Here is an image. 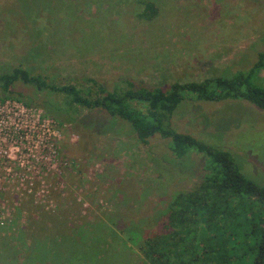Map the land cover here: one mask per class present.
<instances>
[{
	"label": "rangeland",
	"instance_id": "374dc122",
	"mask_svg": "<svg viewBox=\"0 0 264 264\" xmlns=\"http://www.w3.org/2000/svg\"><path fill=\"white\" fill-rule=\"evenodd\" d=\"M141 1L0 0V74L20 67L55 85L166 88L246 71L264 51V0H145L151 17ZM256 80L264 84V69ZM0 102L21 113L23 137L6 136L15 159L14 176L0 177V264H146L136 244L176 192L197 186L203 159L176 158L158 135L145 146L122 119L32 83L0 88ZM171 123L264 179V110L188 100ZM38 223L50 231L40 236Z\"/></svg>",
	"mask_w": 264,
	"mask_h": 264
},
{
	"label": "trees",
	"instance_id": "16d2710c",
	"mask_svg": "<svg viewBox=\"0 0 264 264\" xmlns=\"http://www.w3.org/2000/svg\"><path fill=\"white\" fill-rule=\"evenodd\" d=\"M141 3V15L156 13L152 2ZM263 69L264 51L248 70L230 76L173 82L166 88L125 80V86L107 90L95 79L55 85L41 73L15 67L0 74V88L7 92L20 80L63 93L69 104L122 119L145 146L158 135L176 158L193 154L203 159L197 186L176 192L160 213L156 231L136 244L146 264H264V179L248 177L230 152L178 132L171 123L188 100H246L264 110V84L256 80ZM54 224L51 230L58 231L59 223ZM36 227L40 236L50 231L39 223Z\"/></svg>",
	"mask_w": 264,
	"mask_h": 264
},
{
	"label": "built area",
	"instance_id": "2783aa9c",
	"mask_svg": "<svg viewBox=\"0 0 264 264\" xmlns=\"http://www.w3.org/2000/svg\"><path fill=\"white\" fill-rule=\"evenodd\" d=\"M21 113L17 110V108L13 107H6L5 105H2L0 102V177L5 176H14L11 171L12 167L9 165L10 160H14V157H11L8 153L7 146L5 145L6 142V136H10L11 139H14V135H16L17 138L20 139V143H22V136L18 135L20 133V127L18 126V122L20 120ZM49 131V129H47ZM22 132V131H21ZM18 150V148L16 149ZM5 164L9 166H5ZM21 164V163H20ZM22 166V164H21ZM1 168H4L3 171H1ZM8 168L9 170H7Z\"/></svg>",
	"mask_w": 264,
	"mask_h": 264
}]
</instances>
